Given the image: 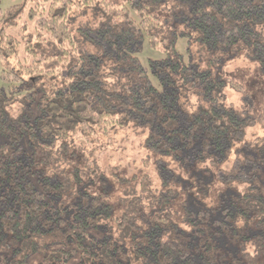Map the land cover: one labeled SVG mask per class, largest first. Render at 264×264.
<instances>
[{
	"label": "trees",
	"instance_id": "16d2710c",
	"mask_svg": "<svg viewBox=\"0 0 264 264\" xmlns=\"http://www.w3.org/2000/svg\"><path fill=\"white\" fill-rule=\"evenodd\" d=\"M12 1L0 8V264H28L33 253L35 264H67L76 251L77 264H264V138L243 142L246 126L264 129V110L227 106V81L184 62L175 46L187 35L211 52L244 50L264 76V0ZM83 9L98 21L72 28ZM143 47L160 57L142 59ZM128 124L145 133L144 149L187 176L190 162L233 155L218 179L242 189L213 205L177 206L175 172L158 191L144 174L139 195L113 217L106 195L76 167L57 169L52 152Z\"/></svg>",
	"mask_w": 264,
	"mask_h": 264
},
{
	"label": "rangeland",
	"instance_id": "374dc122",
	"mask_svg": "<svg viewBox=\"0 0 264 264\" xmlns=\"http://www.w3.org/2000/svg\"><path fill=\"white\" fill-rule=\"evenodd\" d=\"M15 2L0 0V8L5 9ZM98 19L99 16L91 9H83L74 15L70 25L72 28L93 25ZM178 28L184 27L179 25ZM175 46L184 62H190L200 69H208L227 81L228 84L222 91L227 106L236 110H247L253 115L264 110V76L258 71L257 62L249 60L244 50L229 48L224 52H211L192 36L187 35L178 37ZM140 57L155 59L159 58L160 54L158 51L143 47ZM229 81L238 83L242 91L232 88ZM195 102L196 98L188 95L183 103L185 109L192 110ZM8 110L10 115L16 116L19 104L14 103ZM144 135L145 133L139 128L134 129L128 124L124 128L114 129L107 137L102 136L88 146L79 144L75 140L69 141L67 152L63 154L58 150L52 152L54 159L52 164L57 166V169L63 170L65 174H69V171L76 167L84 185H88L93 193H104L107 200L113 204V217L118 216L126 208L130 199L139 195V178L144 174L150 181L151 189L158 191L161 177L170 176L175 172V179L179 182L174 183V180H170L168 184L178 190L177 206H180L183 200L191 206L213 205L217 203L221 194L242 189L240 184H226L218 179V171L229 169L233 155L220 165H212L208 161L190 162L187 176L188 172L180 173L184 169L179 167L173 158L156 156L144 149L142 145ZM255 138H264V129L257 123L244 128L243 142ZM238 144L240 143L236 145ZM195 166L196 170H194ZM68 177L71 180V176ZM196 177L201 178L200 183L206 184V194H201L195 185ZM189 179L193 180L192 186L189 190L182 189ZM99 236L100 233L97 237ZM247 251L252 253V247L248 246ZM27 261L28 264H35L41 261V255L33 253L27 257ZM78 261L79 255L76 251L69 257L67 264H77Z\"/></svg>",
	"mask_w": 264,
	"mask_h": 264
}]
</instances>
